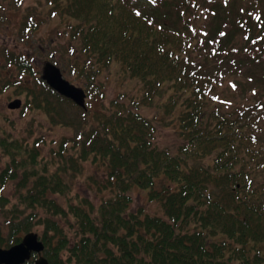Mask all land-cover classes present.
<instances>
[{
  "label": "trees",
  "instance_id": "obj_1",
  "mask_svg": "<svg viewBox=\"0 0 264 264\" xmlns=\"http://www.w3.org/2000/svg\"><path fill=\"white\" fill-rule=\"evenodd\" d=\"M44 1L64 26L60 38H68L54 62L84 83L90 101L105 97L102 78L111 73L137 79L143 92L82 109L38 76L34 87L5 77L8 65L21 76L36 71L0 44V93L27 90L26 104L54 124L71 123L68 102L90 126L55 141L48 158L41 140L0 124V244H16L41 225L48 264H264V90L247 85L264 62V22L256 31L252 19L220 16L216 0ZM7 15L0 2V26ZM38 24L26 13L21 35ZM157 124L175 125L176 149L156 143ZM82 161L104 168L105 178L92 179L106 192L96 206L68 179ZM10 183L11 198L3 192ZM133 187L160 213L127 210Z\"/></svg>",
  "mask_w": 264,
  "mask_h": 264
},
{
  "label": "rangeland",
  "instance_id": "obj_2",
  "mask_svg": "<svg viewBox=\"0 0 264 264\" xmlns=\"http://www.w3.org/2000/svg\"><path fill=\"white\" fill-rule=\"evenodd\" d=\"M0 2L6 5L8 12L7 21L0 26V44L7 45L14 52L23 54V56L29 59L36 71L34 72V76L30 73L21 76L15 67L8 65L2 70V73L10 80L20 82L22 87H34L37 83L35 77H40L45 62H54V58L59 55L58 52L60 51L59 53H61V50H63L62 47L68 42V38H60L61 29L64 28V26L60 23V20L51 18V8L45 4L44 0H20L17 2L18 6H16L17 4L11 6L7 5L9 0H0ZM216 2L220 6L219 15L225 16L227 19H252L255 22L253 28L256 31H258L256 23L258 22L259 25L264 22V0H216ZM139 3L143 7L150 4V2L147 3V0H139ZM169 9L174 13L176 12V9L172 6H170ZM26 13H34L37 18H39V24L35 30L26 31V35H23L25 36L23 37L20 32L23 17ZM28 33L30 34L28 35ZM261 33L262 32L259 31V34ZM235 43L237 44L239 42L237 41ZM7 67L9 69H7ZM252 68V72L247 74V77H253L254 80L249 81L247 85L249 88L260 87L264 90V78H261L260 81L258 79L259 76H264V62L262 65L254 66ZM61 70L64 78L68 79L75 85L85 88L84 83L79 81L78 77L72 75L65 69L63 70V68H61ZM113 74L114 73H111L110 78H102L104 84L103 90L105 93V97L102 100H94L92 102L90 101L91 98L87 96V101H89L88 108L91 112L101 108V101L108 105L112 98H116L118 94H121L122 92L127 93L128 96L140 99L139 97L143 92V88L137 79H122L119 77L120 73ZM255 78L257 81H255ZM38 85L40 86V84ZM38 85L37 87H39ZM19 89H21V87ZM14 90V87H9L0 93V124L3 128H6L13 134L20 133L30 141L35 138L41 140L42 142H40L39 147L44 157L50 158L49 156L52 153L51 147L55 145V141L64 137L72 139L77 133H79V131H87L90 128V126H86L84 117L81 116L79 109L73 104L64 101L62 102V106L67 114L66 119L71 123L66 124L65 122H62L61 124H54L51 117L45 114L43 110L33 105L26 104L27 90H23L22 93H16ZM17 92H19V90ZM44 92H46V90H44ZM226 94L229 96L232 95L228 88L226 89ZM243 95L244 94H240V97ZM15 98H20L22 104L19 108L11 109L8 107V103ZM53 100L55 103L56 99L54 98ZM142 110L143 112L145 111L148 113V109L142 108ZM154 113L155 110L149 111L150 115H153ZM156 126V143L162 148L165 147L169 150L176 149L178 140L175 133V125L157 124ZM0 158L4 157L0 156ZM4 164L5 160H0V171L3 169ZM79 170L80 171L78 172H72L69 174L68 179L70 180L72 190L74 193H79L80 195L85 196L94 206H96L106 192L99 191L98 185L93 184L92 179L94 176L98 179L97 181H101L102 178H105L106 175H104V168L95 167L88 161H82V168ZM103 182L104 183L102 184L107 183L105 180ZM161 184L162 181L158 179L156 181V186L160 188ZM13 191V183L8 184L3 190L4 194L10 198L12 197ZM126 192L132 199L127 210L136 211L137 208L143 207L148 213H160L159 206L157 203L148 199L145 190L133 187L131 190L127 189ZM60 198L64 203L65 198L61 196ZM3 219L4 218L0 212V224ZM64 227L66 231L70 230L68 225L64 224ZM7 231L9 233L8 229L3 230L4 233H7ZM33 231L38 232L40 235L42 233L41 225ZM25 234H23V236ZM0 246L8 248V246H3L1 244ZM35 255L37 257V254Z\"/></svg>",
  "mask_w": 264,
  "mask_h": 264
},
{
  "label": "water",
  "instance_id": "obj_3",
  "mask_svg": "<svg viewBox=\"0 0 264 264\" xmlns=\"http://www.w3.org/2000/svg\"><path fill=\"white\" fill-rule=\"evenodd\" d=\"M42 79L61 95L72 99L77 105L86 108L87 93L81 86L75 85L64 78L61 69L51 61L45 62L42 69ZM22 104L20 98L11 100L8 107L19 108ZM45 246L39 238L38 232L26 233L22 240L8 248L0 246V264H24L36 253L38 257L34 264H48L47 258L42 254Z\"/></svg>",
  "mask_w": 264,
  "mask_h": 264
}]
</instances>
